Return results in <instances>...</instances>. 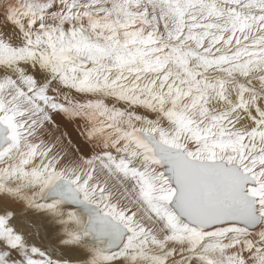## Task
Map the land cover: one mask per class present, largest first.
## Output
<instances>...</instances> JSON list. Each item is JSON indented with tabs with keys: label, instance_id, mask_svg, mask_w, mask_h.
<instances>
[{
	"label": "snow or ice",
	"instance_id": "snow-or-ice-1",
	"mask_svg": "<svg viewBox=\"0 0 264 264\" xmlns=\"http://www.w3.org/2000/svg\"><path fill=\"white\" fill-rule=\"evenodd\" d=\"M0 264H264V0H0Z\"/></svg>",
	"mask_w": 264,
	"mask_h": 264
}]
</instances>
